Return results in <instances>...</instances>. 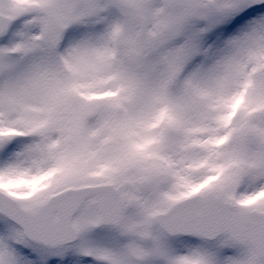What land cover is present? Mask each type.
I'll return each mask as SVG.
<instances>
[{
    "label": "snow or ice",
    "instance_id": "snow-or-ice-1",
    "mask_svg": "<svg viewBox=\"0 0 264 264\" xmlns=\"http://www.w3.org/2000/svg\"><path fill=\"white\" fill-rule=\"evenodd\" d=\"M98 227L101 264H264V0H0V264Z\"/></svg>",
    "mask_w": 264,
    "mask_h": 264
},
{
    "label": "rangeland",
    "instance_id": "rangeland-1",
    "mask_svg": "<svg viewBox=\"0 0 264 264\" xmlns=\"http://www.w3.org/2000/svg\"><path fill=\"white\" fill-rule=\"evenodd\" d=\"M106 24L103 23H84L73 25L69 28L60 46V51H63L67 47L79 43L81 41L94 39L99 35ZM24 142H30L27 137L18 138ZM255 190L249 186H244L241 194H247L250 191ZM201 242L194 237H175L170 241V246L176 252L182 254L190 248H194ZM112 246V237L107 228H101L99 230L93 229L89 233L85 234L83 241H78L75 244L70 245L62 255H53L47 251H41L38 254H32V258L35 260V264H101V261L94 255H85L79 249L81 247L87 248H110Z\"/></svg>",
    "mask_w": 264,
    "mask_h": 264
},
{
    "label": "water",
    "instance_id": "water-1",
    "mask_svg": "<svg viewBox=\"0 0 264 264\" xmlns=\"http://www.w3.org/2000/svg\"><path fill=\"white\" fill-rule=\"evenodd\" d=\"M99 228H100V227H98V228H96V229H99ZM186 236H188V235H186ZM74 242H76V241H72V242H70V244H71V243H74Z\"/></svg>",
    "mask_w": 264,
    "mask_h": 264
}]
</instances>
